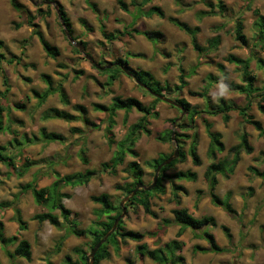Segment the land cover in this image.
Instances as JSON below:
<instances>
[{
    "label": "rangeland",
    "instance_id": "obj_1",
    "mask_svg": "<svg viewBox=\"0 0 264 264\" xmlns=\"http://www.w3.org/2000/svg\"><path fill=\"white\" fill-rule=\"evenodd\" d=\"M56 1L64 8L70 19L73 39L87 44L85 53L89 54L96 63L127 59L130 72H151L162 84L170 86L179 83V67H182L187 74L189 87L181 96L199 110L208 107L207 101L190 96L188 90H203L205 86L212 83V75L221 80L209 91L212 103H215L217 97L221 95L224 98L228 97L231 101L235 99L240 106L247 104L244 95L228 91L223 83V73L218 64L226 67L230 81L241 83L242 80L240 69L225 60L229 54L241 58L250 56L253 59L250 68L257 77L256 86L264 90V69L259 67L257 61L258 57L264 59V48H261L259 44L255 45L256 17L252 11L259 9L264 16V0H254L252 10H248L245 0H153L145 5L143 10L160 7L165 17L153 15L148 18L139 15L134 25L139 30L161 31L164 36L155 43L142 35H125L112 41L105 38L104 33L117 34L118 31L126 30L130 32V26L133 24L132 17L138 15V11L131 4L132 0H125L130 13L122 11L115 0ZM220 1L225 5L222 15L218 13L199 20L198 13L208 9L206 2L216 6ZM19 2L25 8L23 12L15 10L10 0H0V40L4 42L1 52L7 59L17 57L12 64L7 63L6 60L0 62V70L2 69L8 78L11 90L6 99H0V104L7 109L2 114L3 127L7 130L10 126L17 131L16 136L8 131L0 133V145L7 147V150L0 151L4 155L15 157V164L18 166H22L27 160L34 161L36 164L24 177L19 178L16 174L10 173V168L0 161V178L2 179L0 202L15 200V206L20 209L27 229L19 230L12 209H0V221L4 223L6 237L17 236L31 243L33 259L29 262L24 258L11 257L0 245V264H48V262L65 264L67 255L74 259L77 257L74 252L77 246L89 254L90 239L68 234L67 229H70L71 225L63 219H60L61 228H56L48 222L43 224L34 220L35 214L46 212L47 209L34 201L30 191L20 192L21 186L27 183H36L40 187L51 185L57 179L53 174L54 171L67 175L84 172L87 169L95 170L96 174L88 185L66 186L62 189L70 195V198L63 200L65 206L71 210L70 220L77 223V229H88L93 226L97 218L95 210L100 208L99 204L92 201V196L106 193L115 203H120L124 199L122 191L116 186L132 180L129 172L131 161L140 162L144 170L143 183L149 185L152 182L154 170L148 166L147 162L154 158L163 159L165 154L175 149V142L161 143L156 136L171 129L169 120L181 116V112L161 101L156 108L159 117L150 119L152 135L141 134L134 147L139 157L127 155L124 164L117 168L116 174L102 171L101 164L110 162L117 150L116 142L124 139L129 126L136 123L143 114L133 109L128 114L127 123L124 124L125 112L118 111L113 129L115 142L112 145L108 144L105 136L106 123L101 124V129H94L91 125L85 124L82 119L68 122L55 118L44 120L43 116L51 108H60L78 114L72 106L82 104L88 109L86 115L88 119L101 123L107 115L94 111L93 103L109 105L113 97L120 96L135 97L145 105H150L154 96L147 94L133 77L125 73H122L111 85L108 84L109 74H100L83 53L76 51L78 48L65 35L53 6H47L44 3L35 6L29 0H19ZM183 4H189L190 7L186 8L182 6ZM216 11L219 12V9L216 8ZM30 16L35 17L33 24L39 27L44 37L60 50L57 58L49 57L44 51L38 37L34 34L36 27L28 25ZM170 18L186 22L191 27L198 26L200 32L197 37L202 46H207L208 40L216 35L221 37L218 50L204 55L199 68H194L198 64L199 55L193 49L189 35L170 22ZM238 18L244 22V34L248 38L250 48L243 47L234 38L235 22ZM17 24L22 25L18 28ZM223 24L225 26L217 30V27ZM128 53L142 56L133 57ZM18 58L20 63H17ZM32 64L34 67L31 66ZM81 71L83 74L77 73ZM43 74L51 76L53 87L63 85L71 105H64L58 93L50 95L44 104L38 103L32 90L42 93L47 89L48 85L42 78ZM4 89L3 76L0 72V90ZM23 103L26 108L19 110L16 106ZM250 114L261 120L264 125V115L258 111L256 104L252 106ZM230 115L231 119L228 123H224L221 116L206 117L213 123V129L223 134V142L227 148L238 143V134L242 131L249 133L250 143L255 146L253 154H242L233 175L228 178L218 176L219 184L216 194L225 201L229 198L238 216H230L223 208L213 204L209 197L204 172L212 162L207 154L210 140L202 119L195 117L197 127L193 130L189 128L187 133L192 134L195 131L199 135L197 149L202 165L195 166L192 158L188 156L185 162L177 163L172 167L168 174L192 170L198 175L196 181H177L178 185L187 190L186 194L183 191L178 192L181 203L177 205L172 194L171 183L165 180L166 193L157 194L152 198V209L158 214V218L146 214L142 207L130 208L124 217L125 228L145 236L140 242L127 241L120 244L119 252L115 251L114 246H110L111 258L103 261L102 264H131V262L157 264L149 257L141 256L136 250L137 246L146 244L150 249H155L175 239L184 242L180 254L184 257L185 264H264V179L254 176L249 170L252 165L264 170V135L260 132V135H257L258 130L244 123L237 111H232ZM42 127L48 131L63 134L67 141L63 144L45 141L27 143L28 138L30 140L33 136L40 137L39 132ZM73 128H81L84 133L74 134ZM18 140L23 145H20ZM180 145L187 151L190 141ZM82 149L85 150L84 153ZM225 155L226 152L218 154V159ZM82 156L88 159V164L82 162ZM8 173L10 175L6 177L5 174ZM175 208H186L198 218L205 215L212 216L215 222L204 230L214 235L216 242L225 249V252L196 250V246L209 247V241L201 236L202 231L186 229L182 236L177 238L180 226L174 222L168 226L162 223V220L166 218L173 220L172 210ZM56 213L59 212L56 211ZM223 227L228 228L230 237L226 235ZM149 232H157V236H150ZM64 236L66 239L59 246ZM15 246L16 244H11L7 250L13 252Z\"/></svg>",
    "mask_w": 264,
    "mask_h": 264
},
{
    "label": "trees",
    "instance_id": "obj_2",
    "mask_svg": "<svg viewBox=\"0 0 264 264\" xmlns=\"http://www.w3.org/2000/svg\"><path fill=\"white\" fill-rule=\"evenodd\" d=\"M13 8L18 12L24 11V6L19 2V0H10ZM118 4L119 8L126 12L130 13L129 6L125 2V0H115ZM153 0H132V5L138 11V15H134L133 24L130 26V32L126 31H118L117 34H107L104 33L105 38L108 41H112L118 39L120 36L125 35H142L146 37L149 41L155 43L159 42V40L164 36V34L159 30H139L135 28V21L139 17V15H143L145 17H152L153 15H158L161 18L165 17V13L160 7H151L148 10H143L144 6L150 3ZM247 2L248 10H252V3L254 0H245ZM179 3V2H178ZM184 7H190L189 4H183ZM207 10L200 11L198 13V18L201 20L206 16L217 15L218 13L222 15L225 10V5L223 2H219L216 6L211 2H206ZM216 8L219 9V12L216 11ZM59 11L61 14V18L70 33H72V25L70 19L67 17L66 12L62 6L59 7ZM253 15L256 17V21L254 22V28L256 30V34L254 37V41H256L255 45H260L261 48H264V16L260 13L259 9H253ZM31 18V19H30ZM28 20V25L31 27H36L34 30V34L38 37L39 42L41 43L46 54L51 58H57L60 55V50L58 47L52 45L40 31L39 27L36 24H33L34 16H30ZM174 25H176L180 30L184 31L187 35H189L191 39V44L193 49L198 53L199 60L198 64L194 68H198L199 63L201 62L202 57L204 55H209L212 52H216L221 44V37L216 35L208 40L207 46H202L198 42L197 35L200 32V28L198 26L191 27L186 22L179 21L174 18L169 19ZM22 25V24H21ZM21 25L17 24V27H21ZM225 25H221L217 27V30H220ZM234 38L237 42H239L243 47L250 48L248 38L244 34V22L238 18L235 22L234 28ZM85 46L86 43L82 42ZM4 47L3 40H0V62L6 60L7 63L12 64L14 60H17L16 56L7 59L5 54L1 52V49ZM79 52V50H76ZM129 56L133 57H141V54H131L128 53ZM225 60L234 64L236 67L240 69L241 72V83H236L234 81L229 80V75L226 71V67L223 64H218L219 69L223 73V83L227 87L228 91L236 92L241 95H244L247 104L245 106L238 105L235 101L228 100L223 96L219 95L217 97V101L212 103L211 97L209 95L210 88L215 83H220V79L212 75V83L205 86L201 91H193L188 90V93L192 97L203 98L207 101L208 107L199 110L197 107L193 106L185 97H182V93L184 89L188 86L187 74L182 67H179L180 75H179V83L174 86H170L169 84H162L159 80L155 78V76L148 71H143L142 73L139 71H133L132 73L136 77L138 81L146 85L151 91L168 96L172 98L175 102H177L180 106L183 107L185 111V115L182 120L178 121L179 117H175L170 119V124L172 125L171 129H168L164 132L159 133L156 136V139L161 143H173L172 132L173 125L176 123L177 126L175 128V140L179 143L180 146V156L179 158L173 160L170 164L165 165L160 172L158 182L156 186L151 190H139L137 194L130 199V201L126 204L127 212L130 208L142 207L144 212L153 218H158V214L152 209V198L157 194H165L166 186L164 185L165 180H169L171 183L172 194L175 199V203L180 205L181 201L178 196L179 191H183V193H187V190L181 185L177 184V181H196L198 175L196 172L192 170L180 171L174 174H168V171L172 169L177 163H183L187 160L188 156L192 158V162L195 166H201L202 160L198 153V139L199 135L197 132H193L192 134H188L187 131L189 128L192 130L197 126L195 124V117H200L202 119V123L205 127L207 136L209 137V145L207 154L209 159L212 161L206 168L204 172V179L208 185V193L209 197L213 204L218 207L223 208L230 216L237 217L238 213L233 208L232 204L227 200L221 199L216 194V188L219 184V175H222L226 178L230 177L235 173V170L238 164L241 161L242 154L251 155L254 153L255 148L250 143V135L246 131H242L238 134V143L234 144L230 147H226V144L223 142V134L219 131H215L213 129V123L206 116H221L224 123H228L231 119L230 113L232 111H237L238 114L242 117L244 123L252 125L256 130L260 132V134L264 135V125L261 121L257 120L253 115L250 114L252 106L256 104L257 109L260 113L264 115V90L256 86L257 77L251 71L250 64L252 62V58L249 56L247 58H241L234 54H229ZM258 65L261 69H264V59L258 57L257 58ZM20 63V59L18 58V62ZM112 63V62H108ZM116 65H113L110 69L101 70L99 66H104L107 62L101 63H92V67L95 68L100 74H109L108 84H112L116 81L122 73L126 74V71H130L129 62L127 59L117 60ZM28 65H26L27 67ZM31 66L34 67L32 64ZM3 76V83L5 85V89L0 90V99H6L9 92V82L8 78L4 75L2 69L0 70ZM194 72V71H192ZM83 74V72H77ZM146 77V80H145ZM43 80L48 85L47 89L44 92H38L37 90H32L34 96L37 98L38 103L41 105L46 102L48 97L52 94L58 93L61 99V102L68 106L71 105V102L63 88V85L60 84L57 87L52 86L51 76L47 74L42 75ZM154 86V87H153ZM147 94H150L146 89L142 88ZM168 94V95H167ZM151 95V94H150ZM170 95V96H169ZM162 100L154 97L153 102L150 105H145L141 100L135 97H127L122 98L120 96H116L112 98L111 104L105 105L101 103H93L92 107L94 111L105 113L107 118L101 123L92 122L86 116L88 113V109L86 106L82 104H74L72 106L73 110L78 114H74L59 108H51L48 113L43 116L44 120L47 119H61L68 122H74L79 119L85 124L91 125L94 129H101V124L106 123L105 127V136L107 138L108 144L112 145L114 140V126L116 125L115 117L118 111H124V124L128 121V114L136 109L143 116L134 124L129 126L128 132L125 135L124 139L116 142L117 150L114 153L110 162H104L101 164L102 171L110 172L111 174H116L117 168L124 164L126 156L129 155L134 158L139 157V153L135 150V145L138 142V139L141 134H146L147 136L152 135V130L150 129V119L158 118L159 112L156 110L157 105ZM19 110H24L26 105L19 104L16 106ZM171 107H175L172 106ZM177 108V107H175ZM179 112L181 110L177 108ZM7 109L3 105L0 104V133L1 132H10L14 136L17 135L16 130H12L11 127L6 130L3 127L2 122V114L6 112ZM186 121H188L186 123ZM40 137L33 136V139L28 138L27 143H34L38 141H45L48 143H65L67 138L60 133L48 131L45 127L40 128ZM72 133L82 135L84 130L81 128H73ZM17 140V139H15ZM186 141H190V147L186 151L182 145L186 143ZM19 142V140H18ZM20 145L23 143L19 142ZM0 150H7L6 146L0 145ZM0 151V161L5 164L8 168H10V173H15L19 178H22L26 175V173L36 164L34 161L27 160L22 166H18L15 164V157L4 155ZM85 150L82 149V153ZM174 152V151H173ZM173 152L169 154H165L163 159H151L147 162L148 166L154 170L153 177L155 175L157 167L166 159H168ZM226 152V155L223 158L218 159V154H222ZM82 162L88 164V159L85 156H82ZM249 170L253 173L254 176L260 177L264 179V170H260L256 166H250ZM129 172L131 181L126 182L123 185H117L116 188L122 191L124 198L132 193L138 183H143L144 170L140 165L138 160L131 161L129 163ZM53 174L57 178L51 185L39 187L36 183H27L21 186L22 193H26L28 191L31 192L34 201L42 207L47 209L46 212L38 213L33 216V219L40 222H48L56 228H61V221L63 219L65 222L69 223L71 226L70 229H67L68 234H73L79 238L86 237L90 239V249L92 248L104 238V236L109 232L116 220V218L122 214V208L120 203H115L111 200L109 194L103 193L98 196H92V201L99 204L100 208L95 210V215L97 216L96 220L93 223V226L88 229H77V223L71 221V210L67 208L64 204V199L70 198L69 194H66L62 191V189L66 186H83L88 185L92 180L93 176L96 174L95 170L87 169L84 172H77L73 174L61 175L59 172L54 171ZM153 182V180H152ZM152 182L150 184H152ZM149 184V185H150ZM14 201H2L0 202V209H12L14 211V219L18 223V227L20 231L27 229V224L23 220L21 215V211L19 208H16ZM58 211L59 213H56ZM173 220L171 219H163L162 223L164 226L170 225L172 222L178 224L180 226V230L177 233V238L181 237L186 229H191L193 231H202V237L206 238L209 241V247L203 248L201 246H196V250L201 252H214V253H222L225 252V249L220 247L216 242L214 235L207 230H204L207 226H210L215 222L212 216L205 215L201 218L195 217L192 215L186 208H175L172 210ZM127 214V213H126ZM5 226L2 221H0V245L6 251V253L11 257L24 258L27 261L31 262L33 259V251L31 243L26 239H19L17 236L6 237ZM204 230V231H203ZM223 230L226 232V235L230 237L229 230L226 227H223ZM148 235L156 237L157 232H149ZM145 235L135 232L132 230H127L124 226V219L120 220L116 231L107 239V241L99 248L98 252L95 255L94 264H102L103 261L109 260L111 258L110 246H114L116 252L120 250V244L127 243V241H135L140 242ZM66 239V236L62 237L59 246ZM11 244H16L13 252L7 250L8 246ZM184 246V242L178 239L167 242L163 246H160L155 249H150L146 244H140L137 246L136 250L141 256L149 257L153 262L157 264H185L184 257L180 254L182 248ZM74 252L77 257L74 259L72 256L67 255L65 257V264H86L87 256L89 255L83 248L77 246L74 248ZM131 262V261H130ZM48 264H53L52 262H48ZM131 264H133L131 262Z\"/></svg>",
    "mask_w": 264,
    "mask_h": 264
},
{
    "label": "water",
    "instance_id": "obj_3",
    "mask_svg": "<svg viewBox=\"0 0 264 264\" xmlns=\"http://www.w3.org/2000/svg\"><path fill=\"white\" fill-rule=\"evenodd\" d=\"M30 1H32L33 3H36V2H34L33 0H30ZM46 3H51V4L54 6L55 10L57 11L58 16H59V18H60L61 25L63 26L64 33H65V35L67 36V38H68L72 43L75 44V46L78 48L79 52H80V53H83L86 59H88L91 63H95V61L92 59V57H91L89 54L85 53V51H86V49H85V45H84L81 41H75V40L73 39V37H72V35H71L69 29L67 28V26L65 25V23L63 22V20H62V18H61V14H60V12H59V6H58L57 4L52 3V2H46ZM116 64H117V63H111V64L108 63V64H106V65H104V66H99V68H100L101 70H103V69H110V68L113 67V65H116ZM126 74L129 75V76H131V77H133L134 80L137 82V84L140 85L142 88L146 89L148 92H150V94H151L152 96L157 97V98L161 99L162 101H164V102H166V103H168V104H170V105H172V106H175V107L179 108V109L181 110V116H179L178 121L182 120V118H183L184 115H185V111H184V109H183L182 106H180L177 102H175L172 98H170V97H168V96L161 95V94H157V93L151 91L146 85H144L143 83H141L140 81H138L132 72H130V71H126ZM176 126H177V124L175 123V124L173 125V129H174V130H173V132H172V139H173V141L175 142V149H174L173 154H172L168 159H166L165 161H163V162L157 167L156 172H155V175H154V177H153V182H152V184H150V185H145L144 183H138V184L136 185L135 189L132 191V193H131L130 195L126 196V197L120 202V206H121V208H122V210H123V211H122V214L119 215V216L116 218V220H115V222H114V224H113L111 230H110L109 232H107V234L104 236V238H103L102 240H100V241H99V242H98V243L92 248V250L90 251L89 255L87 256L86 264H94V262H95V255H96V253L98 252L99 248H100V247H101V246L107 241V239H108V238H109V237H110V236L116 231L117 226H118L120 220L124 219V217H125V215H126V212H127L126 204L130 201V199H131L132 197H134V196L137 194V192H138L139 190H151V189H153V188L156 186L157 182H158V178H159V175H160L161 169H162L165 165L170 164L173 160L179 158V156H180V146H179V143L175 140V128H176Z\"/></svg>",
    "mask_w": 264,
    "mask_h": 264
},
{
    "label": "flooded vegetation",
    "instance_id": "obj_4",
    "mask_svg": "<svg viewBox=\"0 0 264 264\" xmlns=\"http://www.w3.org/2000/svg\"><path fill=\"white\" fill-rule=\"evenodd\" d=\"M30 1V0H29ZM34 2H36V3H33L32 1H30L33 5H35V6H37L38 4H40V3H44L45 5H47V6H53L51 3H46V2H52V3H54V4H57L59 7H60V5L57 3V1L56 0H33ZM54 7V6H53ZM60 12V11H59ZM56 14H57V16H58V13H57V11H56ZM58 18H59V16H58ZM59 20H60V18H59ZM61 23V22H60ZM87 48V46H85V49ZM96 63V62H95ZM112 63H116V61H114V62H112ZM108 64V63H107ZM106 65V64H105Z\"/></svg>",
    "mask_w": 264,
    "mask_h": 264
},
{
    "label": "crops",
    "instance_id": "obj_5",
    "mask_svg": "<svg viewBox=\"0 0 264 264\" xmlns=\"http://www.w3.org/2000/svg\"><path fill=\"white\" fill-rule=\"evenodd\" d=\"M199 68V67H198ZM156 78V77H155ZM187 81H188V79H187ZM213 85H215V84H213ZM212 85V86H213ZM188 87H189V83H188V86L185 88V89H188ZM185 89H184V91H185ZM211 89V88H210ZM11 91V90H10ZM10 93V92H9ZM210 95V94H209ZM229 97H230V95H229ZM226 99H229L228 97H226ZM234 101H235V99H233ZM236 102V101H235ZM191 103V102H190ZM44 104V103H43ZM238 104V103H237ZM42 105V104H41ZM157 108V107H156ZM60 109V108H59ZM158 111V110H157ZM5 113V112H4ZM171 119H173V118H171ZM47 120H49V119H47ZM258 120V119H257ZM259 121H261V120H259ZM15 122V121H14ZM262 122V121H261ZM11 129L13 130V128L11 127ZM257 135H260L259 134V131H257ZM255 147V146H254ZM238 167V166H237ZM15 174V173H14ZM10 174L8 173L7 175L5 174V176L7 177V176H9ZM2 181V179L0 178V182ZM5 181V180H4ZM1 184V183H0ZM47 186V185H46ZM40 187V186H39ZM41 187H44V186H41ZM7 201H9V200H7ZM11 201V200H10ZM45 223V222H44ZM43 223V224H44Z\"/></svg>",
    "mask_w": 264,
    "mask_h": 264
}]
</instances>
